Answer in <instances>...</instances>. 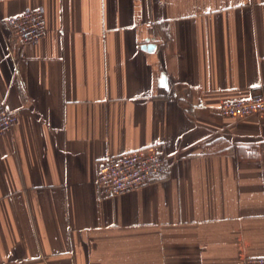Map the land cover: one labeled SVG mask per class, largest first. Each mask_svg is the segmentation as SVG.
<instances>
[{
  "label": "crops",
  "instance_id": "crops-1",
  "mask_svg": "<svg viewBox=\"0 0 264 264\" xmlns=\"http://www.w3.org/2000/svg\"><path fill=\"white\" fill-rule=\"evenodd\" d=\"M44 8L24 45L8 19ZM154 45L153 50L144 48ZM264 0H0V264H243L264 256ZM162 152L116 197L109 156Z\"/></svg>",
  "mask_w": 264,
  "mask_h": 264
},
{
  "label": "built area",
  "instance_id": "built-area-1",
  "mask_svg": "<svg viewBox=\"0 0 264 264\" xmlns=\"http://www.w3.org/2000/svg\"><path fill=\"white\" fill-rule=\"evenodd\" d=\"M15 37L27 46L37 48L48 32L47 16L44 8L27 10L12 16L7 21ZM220 114L223 118L246 119L259 116L264 119V83L252 89L248 100H234L222 104ZM18 114L7 108L0 99V136L9 133ZM167 157L162 152L144 154L137 152L122 156H109L101 161L98 185L103 197L136 191L159 179L166 170ZM243 264H264V256L246 257Z\"/></svg>",
  "mask_w": 264,
  "mask_h": 264
},
{
  "label": "water",
  "instance_id": "water-1",
  "mask_svg": "<svg viewBox=\"0 0 264 264\" xmlns=\"http://www.w3.org/2000/svg\"><path fill=\"white\" fill-rule=\"evenodd\" d=\"M144 48H147L149 50H153L155 48V46L150 44V45H148V46H146Z\"/></svg>",
  "mask_w": 264,
  "mask_h": 264
}]
</instances>
